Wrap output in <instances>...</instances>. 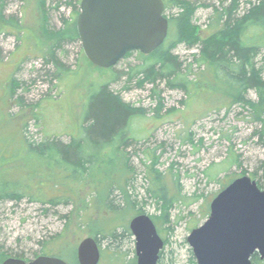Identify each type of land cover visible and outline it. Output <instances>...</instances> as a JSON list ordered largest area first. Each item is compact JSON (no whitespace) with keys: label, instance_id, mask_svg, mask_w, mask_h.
I'll use <instances>...</instances> for the list:
<instances>
[{"label":"rangeland","instance_id":"rangeland-1","mask_svg":"<svg viewBox=\"0 0 264 264\" xmlns=\"http://www.w3.org/2000/svg\"><path fill=\"white\" fill-rule=\"evenodd\" d=\"M41 1L46 3L51 27L63 29L64 20H69L73 21L71 27L77 30L78 16L74 21L73 8L65 1L57 11L54 8L61 0H1L7 23L2 26L0 21V176L12 183L15 181L23 191L39 194L45 201L62 193H67L71 200L52 205L25 197L2 203L0 264L16 257L31 261L42 256L44 250H61L65 261L79 264L77 249L85 238L94 237L92 233L97 231L108 232L119 225H129L135 217L131 214L136 215L141 208L152 218L165 241L160 264H192V249L187 238L193 229L206 222L213 199L235 179L245 175L254 178L264 189L262 123L253 121L248 107L207 111L206 89L201 88L197 92L199 96L190 99L189 93L171 87L168 80L154 85L143 83L144 76L139 71L150 61L140 52H133L114 68L103 69L88 60L80 39L67 41L57 55L71 72L59 78L56 68L46 63L37 49L47 43L38 9ZM193 1L211 5V8L231 2ZM211 8L197 10L193 20L197 30L206 29L213 12ZM246 9L243 2L241 14ZM9 18L19 23L22 33H17ZM169 37L174 38L171 34ZM173 53L182 64V73L193 64V73L187 79L195 80L201 69L194 63V55L200 53V47L189 49L180 45ZM263 58L264 53L258 61ZM11 78L20 83L12 99L8 89ZM104 84L124 103L142 110L130 121L128 135L132 140L125 144V151L130 154L128 163L134 170L129 185L123 177L122 156L115 161H101L95 169L96 178L87 176V181L78 183L65 180L62 169L55 167L50 172L46 161L28 153L27 144H23L24 139L40 143L46 141L45 138H57L68 144L71 138H83L86 117L95 111L91 108V94L97 93ZM155 90L162 99L161 111H158ZM249 98L257 99L254 91H250ZM57 145L58 148L60 143ZM77 151L78 157L83 156L84 152ZM233 156L238 160L235 164ZM88 167L92 169L93 164L89 163ZM150 168L163 176L160 185L167 196L180 198L172 208L165 209L161 200L147 193L149 184L155 190L148 179ZM49 173L54 175V180L48 178ZM55 181L59 182L56 189ZM114 185L128 193L129 197L123 196L124 202L120 198L114 201L115 205H123V211L113 212L105 206L108 190ZM120 192L115 190L113 196L117 197ZM62 234L65 239L53 240ZM120 244L108 246L104 241L102 246L111 253L119 249L128 259L136 257L134 236L123 239Z\"/></svg>","mask_w":264,"mask_h":264},{"label":"trees","instance_id":"trees-1","mask_svg":"<svg viewBox=\"0 0 264 264\" xmlns=\"http://www.w3.org/2000/svg\"><path fill=\"white\" fill-rule=\"evenodd\" d=\"M63 1L73 8L75 21V17L80 13L81 0H61L57 3L54 10L58 11ZM163 2L166 8L165 15L167 13L166 17L170 22L169 36L171 34L174 38L171 39L169 37L151 55L141 54L150 61L149 64L146 63L139 71L144 76L142 82H149L154 85L158 81L168 80L171 87H178L189 93L190 99L194 96L198 97L197 92L201 88L206 89L208 90L207 104H205L207 111L220 112L230 110L235 106L248 107L252 110L253 121L262 123L264 127V58L260 62L258 61V58L264 53V0H231L228 5L222 4L221 7L214 6L212 8L210 7L211 5L200 4L193 0H163ZM243 2L247 9L244 14H241ZM201 7L213 9L205 30H197L193 22L197 10ZM38 9L42 33L47 39V43L38 46L39 55L46 60V63H50L56 68L57 75L61 78L59 75L66 76L63 73L71 71L65 67L57 52L62 49L65 42L79 40L78 31L75 26L74 28L71 27L73 21L64 19L63 29L57 30L51 27L50 15L44 1L40 2ZM5 18L0 7L2 26L7 23ZM9 20L12 22V26L17 28L18 34L23 32L19 30V23L14 18H9ZM180 45H185L189 49L195 48V46L200 47V53L194 55V63L201 69L200 72L196 73L195 80L189 81L187 79L193 73V64L187 67L186 73L181 72L182 64L173 53ZM131 54H128L127 57L131 56ZM19 86L20 83L18 81L14 78L10 79L8 89H10L11 99ZM250 91H254L257 97L256 100L249 98ZM154 95L158 96V111H161L162 99L160 93L155 90ZM91 101V108L92 110L95 109V111L92 115L86 117V134L83 138H71L72 140L68 144H63L57 138H52V140L45 138L46 141L40 143H31L24 139L23 144H27L26 150L28 153H33L43 161H46L50 172L55 167L56 169H62V177L65 180H76L78 183L87 181L85 180L87 176L96 178L95 169L101 165V161H115L122 156L125 166L123 177H125L126 184L129 185L134 175V170L132 171L128 163L130 154L125 151L127 146L125 144L132 140L128 135L130 121L132 118L137 117L142 110H136L124 103L119 95L110 90L107 84L99 87L97 93L92 92ZM260 135L261 138L264 137L263 129L260 131ZM3 143L8 144L7 142ZM57 143H60L58 148ZM77 149H79L80 153L84 152L83 156L78 157L76 155ZM98 150L99 154L97 153ZM87 154L90 156H86ZM150 158L153 161H157L154 159V155H150ZM237 162V158L233 156L232 163L235 164ZM89 163L93 164L92 169L88 167ZM126 174L129 176L127 177ZM162 177L158 171L150 168L148 179L151 180L152 188L155 190L151 189L149 184L147 193L151 197L161 200L165 209L172 208L180 198H169L167 196L163 186L160 185ZM48 178H53L54 180V175L49 173ZM4 179L5 177L0 176V205L6 201L22 200L25 197L32 201H41L52 205L62 204L71 200L67 193H62L59 196L52 197L51 200L47 199L45 201L39 194H31L19 189L15 181L12 183L7 179L4 181ZM58 183L57 181L53 183L55 189V185H58ZM258 185L263 188L260 184ZM119 187L121 186L114 185L110 187L105 200L106 208L113 212L119 211V209H122L121 211L125 210L122 208V204H114L116 199L120 198L124 202L123 196L129 197L128 193L125 190H121L122 187ZM115 190L121 191L117 197L113 196ZM140 214H145V210L142 208L138 209L136 215L132 213L131 216ZM209 215L210 208L206 217L208 218ZM80 220L81 224H84L83 222L85 221L82 217ZM119 228L122 229L120 233L118 231ZM92 234L101 248V261L108 262L107 264H136V257L128 259L127 254L120 253L119 249L111 253L103 249L102 246L104 241L108 242V246H120V242L123 239L133 237L129 225L122 224L108 232L97 231ZM64 236L62 234L53 240L65 239ZM45 251L43 255L57 256L62 259L65 257L61 250L57 252L52 250ZM163 251L158 264L162 260ZM192 256L191 263L197 264L193 252ZM16 258L30 261L24 257ZM252 263L264 264V261L260 259L258 254H255L252 257Z\"/></svg>","mask_w":264,"mask_h":264},{"label":"water","instance_id":"water-1","mask_svg":"<svg viewBox=\"0 0 264 264\" xmlns=\"http://www.w3.org/2000/svg\"><path fill=\"white\" fill-rule=\"evenodd\" d=\"M163 0H81L77 31L84 54L96 67L111 69L128 54L151 55L168 39L170 22ZM129 228L136 242L137 264H158L165 241L148 214L135 216ZM197 264H253L264 261V189L250 176L235 179L210 205L206 222L187 238ZM94 237L78 246L79 264H100ZM2 264H69L42 255L31 261L8 258Z\"/></svg>","mask_w":264,"mask_h":264}]
</instances>
